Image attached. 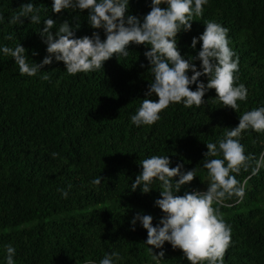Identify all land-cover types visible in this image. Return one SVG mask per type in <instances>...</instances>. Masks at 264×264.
<instances>
[{
    "label": "trees",
    "instance_id": "1",
    "mask_svg": "<svg viewBox=\"0 0 264 264\" xmlns=\"http://www.w3.org/2000/svg\"><path fill=\"white\" fill-rule=\"evenodd\" d=\"M24 3L39 9V24L28 18H22L23 25L9 23ZM52 3L0 0V264H6V245L15 249L14 264H99L113 252L120 257L113 264H156L145 243L147 231L139 221L131 230L137 213L151 215L153 226L163 217L155 206L161 182L154 181L147 194L139 187L131 190L142 171L140 161L168 156L170 167L195 168L197 177L177 195L207 190L206 143H216L238 126L243 113L264 106V0H208L202 17L194 16L191 30L177 34L181 55L202 70L195 60L202 41L193 49L192 38L204 32L208 21L228 29L233 59L239 57L236 86L243 83L248 90L247 100L237 102L239 111L224 107L210 89L199 108L170 104L154 125L139 127L131 116L144 98L158 99L145 96L153 80L144 55L150 46L131 44L127 57L114 55L102 69L75 76L54 57L37 75L21 76L14 59L3 53V47L21 44L27 62L39 64L48 55L39 34L48 18L56 21L53 32L67 20L70 26L80 25L78 38L98 31L106 39L103 29L90 27L87 10L57 14ZM150 10L151 0H129L126 15L143 22ZM8 35L13 39H5ZM45 74L48 80L41 79ZM199 79L207 84L206 76ZM190 88L195 91L196 85ZM239 139L245 155L260 158L264 134L246 130ZM99 176L101 184H92ZM246 178L240 202L233 196L224 206L213 205L232 229L224 264H264V167L254 176L251 169L236 175L241 184ZM178 179L173 178V185ZM153 251L165 252L159 264H190L167 242Z\"/></svg>",
    "mask_w": 264,
    "mask_h": 264
},
{
    "label": "clouds",
    "instance_id": "2",
    "mask_svg": "<svg viewBox=\"0 0 264 264\" xmlns=\"http://www.w3.org/2000/svg\"><path fill=\"white\" fill-rule=\"evenodd\" d=\"M208 0H151V10L143 18V22L133 15H126L129 0H53L52 11L61 13L62 10L72 9L81 12L87 10L88 23L92 29H103L106 39H101L98 31L91 36H76L80 25L70 26L65 20L60 23L57 31L53 32L56 21L48 18L43 23L39 34L47 45V56L39 63L27 62L26 49L18 44L15 48L3 47L5 55L11 56L19 67L21 76L37 75L46 65L53 63V57L63 62L70 76L77 73H89L103 68L106 61L114 55L127 57L131 44L150 46L145 51L153 80L149 85L146 97L155 95L157 100L144 98L136 114L131 116V123L137 127L151 126L160 120V113L170 104L182 103L184 107L199 108L205 103L204 96L210 89L216 92V98L224 107L238 112V101H246L248 90L241 83L236 86L234 74L239 71V57L229 47L228 29L214 21L205 23V30L199 37H193L191 47L196 48L202 41L201 49L195 60L200 61L198 70L195 63L181 55L177 45V34L190 31L195 17H202L203 6ZM167 5V7H162ZM39 9L33 3H24L19 11L12 15L9 23L23 25L22 18H28L30 23L39 24ZM4 19L0 16V21ZM5 39L12 40L8 35ZM36 53H34L35 55ZM144 67V65H141ZM192 75L189 76L188 73ZM207 77V84L199 78ZM41 79L48 80L47 74ZM196 85V90L190 86ZM246 130L264 134V106L254 108L239 116L238 126L226 130L223 138L216 143H206L207 151L203 168L207 170L208 186L206 191L193 190L177 195L181 187L190 184L197 176L196 169L182 171L183 164L170 167L168 156H151L140 161L142 171L131 184L134 192L139 187L142 193L152 190V184L161 182L160 198L155 206L161 209L163 217L153 226V217L137 213L132 219V231H135L137 221L147 231L146 244L152 259L159 264L165 256L164 251L158 254L153 249H163L169 243L172 248L182 251L190 264H224V256L231 244V226L228 225L219 207L233 196L240 202L245 195L247 178L244 183L236 179L241 170L251 175H257L264 167V152L260 158L245 155V148L240 143V137ZM59 154L52 153L56 158ZM221 158H213L219 157ZM210 158V159H209ZM236 174V175H233ZM179 177L173 185L174 177ZM250 178V177H248ZM103 177L91 181L100 185ZM61 191L64 198L68 193ZM6 264H14L15 249L6 245ZM120 259L118 253L106 254L99 264H113ZM88 264H94L88 261Z\"/></svg>",
    "mask_w": 264,
    "mask_h": 264
}]
</instances>
